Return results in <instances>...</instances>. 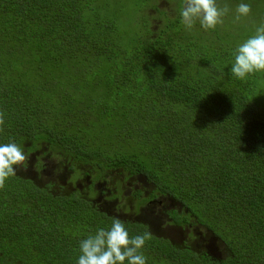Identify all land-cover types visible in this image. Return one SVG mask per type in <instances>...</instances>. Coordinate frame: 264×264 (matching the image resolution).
I'll return each instance as SVG.
<instances>
[{"label":"trees","instance_id":"obj_1","mask_svg":"<svg viewBox=\"0 0 264 264\" xmlns=\"http://www.w3.org/2000/svg\"><path fill=\"white\" fill-rule=\"evenodd\" d=\"M153 1L0 0V144L15 142L26 156L47 144L70 158L75 179L86 176H77L82 164L98 175L93 183L112 171L123 176L114 197L104 193L119 208L130 210L133 199L142 212L162 196L182 206L170 213L176 224L199 214L221 242L232 236L230 254L213 259L145 221L120 219L130 237L151 234L141 249L146 264H264V72L243 80L231 73L237 47L264 22L262 2L235 21L242 2L220 1L229 7L225 26L205 31L197 22L188 31L182 8L155 29L148 10L154 19L165 13ZM93 119L125 143L114 149L83 136ZM136 176L152 193L133 191L121 203L124 182ZM77 191L9 177L0 189V264H77L81 240L116 218L104 199Z\"/></svg>","mask_w":264,"mask_h":264},{"label":"rangeland","instance_id":"obj_2","mask_svg":"<svg viewBox=\"0 0 264 264\" xmlns=\"http://www.w3.org/2000/svg\"><path fill=\"white\" fill-rule=\"evenodd\" d=\"M242 3L249 4L252 6V4H258L259 1L262 2V5L260 6L261 9L263 8V0H240ZM231 4H235L236 0H230ZM157 10L163 11L165 14L164 16L160 15L159 19H154L159 14L157 11H155L153 8H151L149 11V16H153L152 22L155 24V29L158 28L160 24H162L163 19L162 18H172L178 15L179 9L177 7L176 2H173V0H154L153 6ZM226 23L220 25V27L225 26ZM232 40H235L234 38ZM67 105V104H66ZM91 104L86 102V109L88 108V111L93 114L94 108L90 107ZM90 107V108H89ZM60 108H62V114H58L59 117L66 120V117L63 112V108H65V105H60ZM89 117V115H88ZM87 117V118H88ZM91 119V118H88ZM91 127L88 126H82L80 128V132L83 136L87 135L88 138L93 140V143L101 146L103 145L105 139L110 140L112 142L113 146L112 148H116V144H123L125 143V140L120 141L121 137L118 139H114L112 133L109 131H112L114 127L109 128V131L106 132L101 130V127L98 126L95 119L90 121ZM109 144V143H108ZM136 145H134L135 147ZM34 147V146H33ZM27 159L21 166L16 167V172L27 177H33L35 181H37L39 184L44 185L47 183L55 184L56 190L58 192H61V189H64L66 193L69 191L71 192L72 189H74L73 184L69 181V176L71 175L68 165H70L69 157H61L60 154L56 155L52 152H49V148L47 144L41 143L40 147L33 148V150L26 156ZM78 158L72 157L71 163H77ZM80 163V162H78ZM68 164V165H67ZM103 164V162H102ZM83 168L86 169L85 173L78 170L77 176H81L82 174H85L86 176L83 177V180H81L79 183H88L91 178L96 179L98 177L97 174L92 173V177H90L92 169L89 168V165L82 164ZM92 165V164H90ZM76 166V165H74ZM105 167V165H103ZM89 172V173H87ZM89 176V177H88ZM107 178L102 174L99 180L96 183V189L103 194H111L112 197L115 196V193H113V186H116L117 180H124V177L121 176L119 179L116 178L117 174L110 172L107 174ZM117 179V180H116ZM142 179V180H139ZM124 185L126 186L125 191L122 192V195L124 198H122L121 203H125L126 197L132 196L133 191H139L142 192L144 195H150L152 193L153 185H148L145 182V177L136 176L132 177L130 180L125 181ZM50 186V185H49ZM65 187V188H64ZM75 191V189H74ZM112 199V198H111ZM163 199L161 203H155L151 205L150 207H143V211L140 212V215H136V208L134 207L133 199L130 200L131 208H130V214L129 216H126L128 219H135V220H142L146 223L150 224V228L153 231L155 235H159L163 238H166L170 240L174 245L178 247H185L189 248L192 247L196 251H206L210 256L213 257V259H225L229 254L230 250L227 248V246L231 247L233 244L230 243V239L232 236H224L225 240L227 242H221L218 239V234H221L220 231L216 230L215 227H212V224L209 220L200 218L199 214H194L193 217L189 218L190 220L187 224H176L173 219L171 218V211L174 210V208L181 209V205L175 203L173 200L162 197L158 198V200ZM126 200V201H125ZM109 210L112 211L113 209L116 211V205L112 201L108 204ZM130 206V205H128ZM120 207L122 210H127V206L120 204ZM187 220V221H188ZM186 221V222H187ZM179 225V226H177ZM212 227V230L215 232V234H212V230L208 229ZM218 233V234H217ZM228 243V244H227Z\"/></svg>","mask_w":264,"mask_h":264},{"label":"clouds","instance_id":"obj_3","mask_svg":"<svg viewBox=\"0 0 264 264\" xmlns=\"http://www.w3.org/2000/svg\"><path fill=\"white\" fill-rule=\"evenodd\" d=\"M235 21L247 17L251 6L240 3L235 9ZM229 13L228 5L219 6L217 0H183L181 23L191 31L199 22L205 30H214L224 23ZM231 73L238 79H245L250 74L264 72V22L255 30V34L240 44L234 53ZM4 112L0 111V132L3 131ZM27 159L21 147L15 142L0 144V189L5 181L16 175V167ZM150 233L130 237L124 223L113 219L109 229H98L80 242V255L77 264H146V257L141 252Z\"/></svg>","mask_w":264,"mask_h":264},{"label":"flooded vegetation","instance_id":"obj_4","mask_svg":"<svg viewBox=\"0 0 264 264\" xmlns=\"http://www.w3.org/2000/svg\"><path fill=\"white\" fill-rule=\"evenodd\" d=\"M220 1H224V0H217V3H218V5H219V2ZM173 2H176V4H177V7H178V9L180 10L181 8H183V0H173ZM166 14V13H165ZM72 174H73V176H72ZM74 175H76V173L74 172V171H72L71 172V175L69 176V180H71L70 182L73 184V186H74V189L75 190H78L79 191V194L81 195V194H85V195H87V196H92L95 200H97L96 199V197L98 196V200H102V199H104L105 197H104V194L102 193V192H100V191H98L97 189H96V183H97V181L95 182V183H93L92 181H89L87 184L86 183H82V184H80L79 182L81 181V180H83L82 178H79V179H75V176ZM33 178V177H32ZM34 179V178H33ZM74 189H72V191H74ZM77 191V192H78ZM100 194V195H99ZM105 200V199H104ZM107 200V199H106ZM104 201L105 202V209L103 210V211H105V212H107V213H109L110 215H112V216H114V217H116V218H119V219H124V220H127L128 218L126 217V216H129V214H130V210H122L121 208H119V201L117 200V199H110L109 201ZM112 201L114 202V204L116 205V211L113 209V212L112 211H108L109 210V206H108V204L111 202L112 203ZM139 202L140 201H138V200H133V203H134V206H137L138 204H139ZM155 203H161V201H159V202H155V200H150V202H149V204L148 205H146L145 206V209L147 208V207H150L151 205H153V204H155ZM132 206H130V208H131ZM141 210L143 211V208H141ZM181 210V209H180ZM179 210V211H180ZM141 213H140V209H139V211H136V215H140ZM173 219V218H172ZM177 226H179V225H177ZM159 236V235H158Z\"/></svg>","mask_w":264,"mask_h":264}]
</instances>
